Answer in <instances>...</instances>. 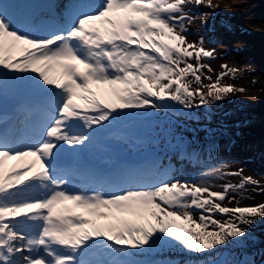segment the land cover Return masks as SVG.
Segmentation results:
<instances>
[{
  "label": "snow or ice",
  "instance_id": "snow-or-ice-1",
  "mask_svg": "<svg viewBox=\"0 0 264 264\" xmlns=\"http://www.w3.org/2000/svg\"><path fill=\"white\" fill-rule=\"evenodd\" d=\"M188 5L220 7L213 0L70 3L66 26L33 35L34 24L0 3V78L26 74L44 95L40 127L27 142L0 128V264H105L83 259L98 245L125 255L157 244L204 253L245 236L241 224L264 218V203H222L236 200L231 191L259 185L243 169L224 173L241 180L224 184L223 191L158 179L108 192L70 189V174L57 163L63 146L86 145L94 126L124 110L158 108L166 99L192 108L247 91L221 83L228 75L235 79L239 68L221 65L215 81L205 75L203 69L215 71L203 61L215 59L216 50L206 48L203 37L188 40L195 19Z\"/></svg>",
  "mask_w": 264,
  "mask_h": 264
},
{
  "label": "rangeland",
  "instance_id": "rangeland-1",
  "mask_svg": "<svg viewBox=\"0 0 264 264\" xmlns=\"http://www.w3.org/2000/svg\"><path fill=\"white\" fill-rule=\"evenodd\" d=\"M70 1L57 0L49 13L30 9L29 22L35 27L41 19L46 21L45 28L32 29L37 32L34 35H45L66 26L65 7ZM73 1L75 4L98 2ZM213 4L220 7L188 5L187 10L195 18L188 25V40L203 37L204 46L216 50L215 59L203 61L211 64L215 71L203 69L205 75L215 81L217 74L223 71L221 65L239 68L242 71L235 79L228 75L221 83L235 84L247 91L192 108L171 99L157 101L158 108L127 109L102 127L94 126L93 132L99 131L100 137L92 136L86 145L80 146L93 163L83 165L79 146H71L74 160L69 164L81 167L82 173L77 174L79 183L70 182V189L114 192L158 179H179L203 182L214 191H223L224 184H237L241 180L240 176L224 173L243 169V175L255 178L259 185L249 184L246 189L231 191L229 198L235 196L236 200L226 198L222 203L229 207H235L237 202L241 206L264 203V192L260 191L264 188V0H213ZM242 5L243 10H235ZM223 49L226 52L220 53ZM202 80L204 84L210 83L203 76ZM198 86L192 85L193 88ZM7 96L13 98L10 92ZM195 103L198 104V97ZM29 121V114L20 115V124L14 128V133L26 129L30 134ZM199 133L204 134L205 139H198ZM27 138L29 135L22 141L26 142ZM199 212L197 209V218ZM216 218L228 219L220 213H216ZM240 226L247 227V234L215 251L195 253L175 244H157L151 248L145 246L143 251L128 250L125 255L98 245L94 257L89 260L128 261L131 264H237L248 258L250 264H262L264 218L256 217L250 226ZM28 254L24 252V255ZM16 259L21 260V255L17 254Z\"/></svg>",
  "mask_w": 264,
  "mask_h": 264
},
{
  "label": "bare ground",
  "instance_id": "bare-ground-1",
  "mask_svg": "<svg viewBox=\"0 0 264 264\" xmlns=\"http://www.w3.org/2000/svg\"><path fill=\"white\" fill-rule=\"evenodd\" d=\"M3 1H2L3 4L7 5V11L14 18L30 21V16H29L30 12H31L30 9H36V7H40L41 3L44 4V5H49L50 4V7H53V6L55 7V4H56L57 0H34L33 3L32 2H28L27 0H19V1L3 0ZM26 2H28V4H26ZM239 2H240V0H239ZM70 3H75V1L72 0V1H70ZM232 6H233V4H232ZM65 8H66L65 11H67V7H65ZM236 9L237 10H239V9L243 10L244 6L242 5L240 8L236 7L235 10ZM49 10H50V8H48L46 10V11H48L47 13L51 12ZM45 27H46V21L41 19L40 21L37 22V26L34 29L37 28L36 30H38V29H42V28H45ZM36 33L32 32L33 35L36 34ZM47 34H49V33H45V35H47ZM221 52H226V49L220 50V53ZM7 75L9 76V82H10L9 84H10V86L6 87V86H4V84H2V87L0 89V107L7 108V104H11V103L6 101V94L9 91L11 96H13V98H14L13 100L15 102H17V105L20 106L21 111H22L21 115H24V113H30V110L36 112L37 120H36L35 123L40 125L41 121H42L43 113H44V108L40 104L30 103V102H28L26 100V98H24V97L22 98L21 97L22 96L21 93H23V92L28 93V94H34V92L37 93L39 91L35 87L32 86L33 82L26 78V74L7 73ZM41 101L44 102V99H42ZM4 103H6V105ZM2 105H4V106H2ZM9 132L12 133V131H9ZM90 135H91V137L92 136L93 137L94 136L100 137V132L98 131V133H96V132H93V130H92ZM13 136L23 140L25 138V136H27L26 129L25 130H21L19 132H15L13 134ZM199 138H201V139L204 138L205 139V135L204 134L200 135V133H199L198 139ZM68 149L70 150V152L72 151V148L65 147V150L68 151ZM82 164H84V163H82ZM84 165H86V164H84ZM81 169H82L81 167H80V169H77L75 167H72V168L68 167V168H66V171L69 172L71 177H73V176L75 177V176H78L77 174H78L79 171H81V173H82ZM25 231H28L27 227H25ZM91 250H92L91 251V255L89 257L90 260L95 255V248H92Z\"/></svg>",
  "mask_w": 264,
  "mask_h": 264
},
{
  "label": "trees",
  "instance_id": "trees-1",
  "mask_svg": "<svg viewBox=\"0 0 264 264\" xmlns=\"http://www.w3.org/2000/svg\"><path fill=\"white\" fill-rule=\"evenodd\" d=\"M247 260H248V258H244V260H243V261H246V262H248ZM262 264H264V260H263Z\"/></svg>",
  "mask_w": 264,
  "mask_h": 264
}]
</instances>
